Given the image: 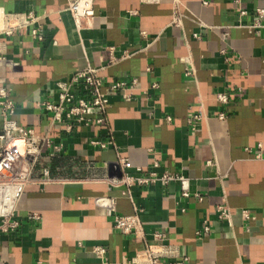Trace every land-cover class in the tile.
I'll return each mask as SVG.
<instances>
[{
    "label": "crops",
    "instance_id": "obj_1",
    "mask_svg": "<svg viewBox=\"0 0 264 264\" xmlns=\"http://www.w3.org/2000/svg\"><path fill=\"white\" fill-rule=\"evenodd\" d=\"M69 1L0 0L4 14L31 20L0 37L12 118L62 145L35 164L18 228L0 232V264H129L157 235L185 264H264V0H94L79 27ZM87 67L105 82H127V98L109 95L101 125L93 115L70 133L52 127L38 105L56 102V81ZM193 116L203 120L189 123ZM118 158L131 176L187 178L190 196L177 182L124 196L109 184L121 175ZM98 199H113L114 210ZM219 206L230 221L217 217ZM133 215L135 234L113 227L114 216ZM204 222L209 233L198 237Z\"/></svg>",
    "mask_w": 264,
    "mask_h": 264
},
{
    "label": "built area",
    "instance_id": "obj_2",
    "mask_svg": "<svg viewBox=\"0 0 264 264\" xmlns=\"http://www.w3.org/2000/svg\"><path fill=\"white\" fill-rule=\"evenodd\" d=\"M94 0H70L67 10L71 14L75 24L79 27L84 19L93 17ZM242 14H245L243 11ZM259 19L264 18V9L257 11ZM31 20L21 14H4L0 11V37L9 35L13 30L24 27ZM35 33V32H33ZM3 43L0 39V53ZM1 61V59H0ZM136 80L131 85H136ZM128 84L125 81L105 82L98 75V71L92 68L77 70L62 80L56 81L57 100L56 102L44 101L38 105L40 110L49 116L50 125L58 127L70 133L78 126H87L93 122L92 116L97 115L94 122L97 125L104 123L105 111L109 105V95L121 92L127 98L125 90ZM153 88L156 85L152 86ZM216 100L226 103L227 98L223 94H217ZM0 107L2 109V126L0 129V232H13L18 228V222L14 219L18 203L25 191L26 186L32 184L30 178L35 164L43 156L45 149L52 152H59L61 144H54L50 132L38 134L31 128H25L13 120L14 103L10 98L9 91L5 86L0 87ZM218 119H224L223 114H219ZM201 116L191 117L189 123L201 121ZM19 140V143H15ZM90 144L99 149H106L112 141L99 142L92 140ZM264 159V155L262 156ZM115 165L119 167L121 175L119 178L109 180L113 187H125L124 196H129V190L133 186L160 185L167 186L172 182L179 183L181 196L187 198L189 194L188 179L165 172L158 175L155 172L139 176H131L127 170L132 168L131 163L122 158H118ZM157 167V164H153ZM136 171L141 172L140 168ZM47 172H45L46 174ZM198 199L200 197L195 195ZM96 204L103 206L109 211L114 210L113 199H98ZM217 217L221 220L230 221V212L224 207H217ZM241 215L245 220H253L247 211H242ZM31 219L38 220L36 214L30 216ZM113 227L123 234L136 233L140 228L137 215L114 216ZM210 227L204 222L201 230L196 232L198 237H204L209 233ZM158 242L145 244L144 249L136 254L129 264H185L187 257L181 256L178 246L162 243V237L156 236ZM99 255L101 250H95Z\"/></svg>",
    "mask_w": 264,
    "mask_h": 264
}]
</instances>
